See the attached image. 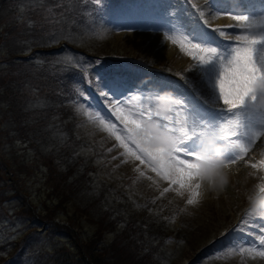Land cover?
Wrapping results in <instances>:
<instances>
[{"label":"rangeland","instance_id":"1","mask_svg":"<svg viewBox=\"0 0 264 264\" xmlns=\"http://www.w3.org/2000/svg\"><path fill=\"white\" fill-rule=\"evenodd\" d=\"M82 1L85 4L81 5V10L83 13L86 11L85 19L88 18L89 27L93 31L90 38L88 34H85L86 38L79 29L71 26V31L66 33L50 32L52 37L59 40L60 45L54 47V50L58 49L56 54L50 56L31 48L32 51L24 50L25 52L16 58L26 63L25 69L21 68L22 77H35L36 86L42 85L37 76L41 69L49 75L45 68L56 67L54 64L62 68L59 72H63V75L71 73V83L68 78L65 79L68 84L67 93H60L56 88L63 103L54 105L49 91L33 94L27 90V93H22L21 98H13L8 94L10 98L7 100L17 111L22 107L25 115H31L32 112L39 118L53 114L57 115L58 120L67 117L65 120L73 123L72 135L63 133L65 137L62 135L61 138L69 141L66 145L64 142L61 145L64 144L70 152V146H80L78 151L80 156H83L80 166L82 169H88L85 177L89 181L79 184L83 176L75 172L79 167L74 164L66 163L56 167L52 163H46L44 148L42 149L40 144H23L20 140H13L9 135L10 128L3 124V117L12 116L13 107L5 106L1 102L3 115L0 112V178L3 183H9L6 189L11 190L6 197L23 195V208L30 207L34 215L52 219L53 223L62 229L49 225L39 226V223L44 222L42 219L34 223L28 213H21L22 207H13L19 204L11 202L0 208V251L12 248L16 249L13 253L15 254L25 236L37 229L50 231L53 237H46L47 232H42L39 241L32 242L31 248L17 258L16 264H29L30 250L39 247L47 249L51 254L54 244L70 250L72 255L76 256L75 260L81 259L82 256L88 262V246L95 243L98 248H101V244L105 245V252H99L102 255L107 252L117 253L121 248L127 252L131 247L137 248L142 255L150 253L154 258L159 252H163L166 259L162 264H264V257L258 254L264 251V246L259 245L258 240V236L264 235L260 230L261 226H264V217L251 213L248 202V196L259 188L258 186L264 185V168L259 167V162L264 160V105L259 103V99L246 101L236 110L243 126L240 131L248 133L240 137L241 142L248 146L247 155L243 160L229 165V183L219 196L207 193L196 205H187L188 192L180 190L183 191V195H180L177 191L179 185L163 179L152 170L147 161L141 163V160L126 158L123 155L125 149L119 146L115 137L104 130L97 120L90 119L89 115L85 114L87 112L94 115L99 112L105 123L114 124L119 130L123 125L114 115L116 107L127 111L134 105L138 106L141 97H147L149 93L160 95L167 91L171 92L174 98H182L194 117L213 120L217 114L212 110L213 90L209 87L212 69H209L207 78L195 70L186 72L185 70L192 68L191 58L181 53L178 46L164 39V32L169 28L170 21L173 26L183 25L189 30L198 27L194 5L200 6L201 0H188L187 3L185 0ZM16 3L20 5V12L17 13L22 15L21 6L27 3L14 2ZM31 9L33 12L35 7ZM126 11L136 15L128 16ZM1 15L0 5V17ZM37 15V20L40 21L50 18ZM154 16L157 19L155 21ZM217 19L219 18L211 20L214 23ZM136 20L144 21L143 25L127 23ZM157 21L166 30L155 29L152 23ZM30 28L22 20L13 32L24 39L29 38L28 45L37 47V40L33 39L31 34L34 32L33 28ZM7 30L0 29V37ZM48 30L49 25L41 29L46 38H49ZM176 34L179 36V32ZM68 35L70 41L66 40ZM62 38L68 42H76L77 45L63 44L65 42ZM45 43L48 41L45 40ZM4 58L0 55V70L7 67L2 64ZM110 59L117 61L111 63ZM111 66H115V69H111ZM149 73L154 76L148 78ZM180 74L187 77V82ZM129 77H136L140 81L143 80V83L140 86L128 83ZM101 91L107 93L108 97H102ZM6 93L0 89V94L6 96ZM236 113L223 117L217 123L227 129V121L235 120ZM253 134H256V138L254 142H250L253 140ZM223 135H228V132L225 131ZM8 141L12 142L8 144ZM27 147L29 152L25 153ZM26 154H30L28 159H25ZM253 163L258 167L252 168L250 165ZM7 164L13 166L16 173L13 174ZM40 164L43 165L38 167ZM55 173L57 176L62 173L63 181L76 184L71 192L56 185L61 180L60 177H55ZM165 188L169 190L165 192ZM108 192H111L110 195L115 201L112 203L109 196L106 206L104 197ZM125 205H133L142 216L139 219L158 224L153 227L149 223L151 227H148L140 222V225L138 223L122 230V224H125H120L118 218L121 214L120 216L127 220ZM81 206L83 210L87 208L92 213L100 210L102 206L105 210L112 207L113 213L106 212L104 217L99 219L96 213L87 215L81 210L76 213V207ZM57 210L63 213L56 216ZM136 233L138 237L135 244L131 236ZM209 240L213 246L206 245L207 248L204 245ZM144 245L151 246L148 249L142 247ZM153 246L158 247V252L150 250ZM202 247H206L202 250L204 253H199Z\"/></svg>","mask_w":264,"mask_h":264},{"label":"snow or ice","instance_id":"2","mask_svg":"<svg viewBox=\"0 0 264 264\" xmlns=\"http://www.w3.org/2000/svg\"><path fill=\"white\" fill-rule=\"evenodd\" d=\"M219 3L220 0H205L203 6L194 5L199 18L203 19V24L197 28L189 30L183 25L173 26L170 21L169 28L164 32V39L178 46L181 53L191 58L192 68L185 70L186 72L195 70L207 78L209 69H212L209 87L213 90L212 110L217 114L213 120L194 117L182 98H174L168 110L161 114L157 107L160 95L151 93L147 97H141L139 105H134L127 111L116 107L114 115L123 125L119 130L114 124L105 123L99 112L94 115L85 113L115 137L119 146L125 149L123 155L126 158L141 160V163L147 161L152 170L163 179L179 185L177 191L180 195H183L180 190L187 191V205L198 204L202 197L200 184L196 182L200 160L205 155L201 149L202 141L211 138L216 144L222 145L224 160L228 166L243 160L249 149L247 144L241 142L240 137L248 133L240 131L243 126L236 110L246 101L260 100L264 96V91L258 89V85L264 83V12L257 19L255 14L234 12L231 8L225 12L217 6ZM235 7L244 9L247 5L244 0H237ZM221 14L229 16L235 23L211 26L210 20ZM255 28L259 31H251ZM180 75L187 82V77ZM100 94L108 97L103 91ZM233 113H236V119L227 121V129L217 123ZM145 121L157 124L166 132L171 138L170 146L152 149L145 147L140 135ZM225 131L228 135H223ZM255 138L256 134H253L250 142H254ZM250 166L258 167L255 163ZM259 167L264 168V160L259 162ZM258 187L264 190V185ZM168 190L164 189L165 192ZM260 230L264 233V226ZM258 240L259 245L264 246V235L258 236ZM258 254L264 257V251Z\"/></svg>","mask_w":264,"mask_h":264},{"label":"trees","instance_id":"3","mask_svg":"<svg viewBox=\"0 0 264 264\" xmlns=\"http://www.w3.org/2000/svg\"><path fill=\"white\" fill-rule=\"evenodd\" d=\"M17 0H0L1 5V11L2 15L0 17V29L5 28L8 29L2 36L0 37V55H3L4 60L2 62L3 65H6L7 67L0 70V89L5 90L7 93L4 96L3 94H0V103L3 102L5 106H12V116L3 117L4 122L3 124H6L7 128H10V137H13V140H20L19 142H22L23 144L31 143V144H38L41 145V148H44L43 155L46 157V163H52L56 167H61L68 164H74L79 169H77L75 172H78V175H82L83 179L80 181L79 184H83L86 181H89L86 175L84 174V169L80 166V160H76L73 157V152L68 151V148H65L66 143L69 141V139L61 138L63 133H67L72 135V122L66 121L67 117H65L64 120H58L57 115L51 114L49 116H40L39 118H36V116L32 113L31 115H25L24 110L22 107H19L20 109L17 111L16 107L9 103L7 98H10L9 95H12L11 97L15 98L20 97L22 93H27V90L33 94H37L38 92H45L49 91L52 94V102L54 105L62 104V99H60V95L57 93V90L60 93H65L67 89V82L65 81L66 76L65 73L63 75V72L60 73L59 71L62 69L59 66L56 67H46L45 69L48 71L49 75L46 74L43 69H41L37 76L40 78V81H42V85H37L35 82V77L30 79L28 77H22L21 72L22 69H25V62L17 60V56H19L24 50H30L31 48H38L40 49H47L48 47L54 46L56 43L59 42V40L55 37H52V32H63L66 33L68 28L73 25V17L79 18L80 15L77 14L78 11H76V8L71 6L69 4V1L67 0H43L40 2V4L35 5V10L32 12V9L30 7H25L23 11L21 12L22 15H18L17 11L20 12V9L14 4ZM12 4V5H11ZM27 6V5H25ZM32 8V7H31ZM40 14L45 17H50L47 21H40L37 20L38 15ZM24 20V23H27L29 28H33V33H31L34 37L33 39L37 40V47H31L28 45V39H24L23 36H17L14 34L13 30L16 29V25ZM49 25L50 30L48 37L46 38L43 35V31L41 29H44ZM31 29V28H30ZM10 31V32H8ZM51 32V33H50ZM68 36H66L67 38ZM45 38V39H44ZM64 39V38H62ZM45 40L48 41V43H45ZM72 43V42H71ZM22 68V69H21ZM51 74V76H50ZM59 75L61 77L57 78ZM56 86V87H55ZM49 88H51L49 90ZM57 88V90H56ZM3 96V97H2ZM2 97V98H1ZM6 99V100H5ZM35 103V102H34ZM57 108V107H53ZM1 110V109H0ZM14 111V112H13ZM31 111V110H30ZM67 111V109H66ZM3 115V111H0ZM63 112V107H62ZM71 113L70 111H68ZM11 126V127H10ZM65 131H64V129ZM65 137V135H63ZM18 137V138H14ZM12 141H8V144ZM64 142L63 145L61 143ZM34 146V145H33ZM70 146V145H69ZM71 150H76L78 148H75L74 146ZM34 150V147H32ZM29 152V147L25 149V153ZM27 157L25 159H28L30 154H26ZM24 155V157L26 156ZM74 161V162H72ZM76 161V163H75ZM47 165V164H45ZM8 169L12 170L13 174L16 173L13 166L10 164L6 165ZM55 177H60L61 182L56 183V185L60 186L62 189L64 187L65 190L71 192L73 188L75 187L74 182H67L63 181L62 178L64 175L62 173H55ZM54 177V178H55ZM91 182V181H90ZM3 183V182H1ZM92 184V182H91ZM8 183L4 182L3 184H0V208L5 207L6 204H9L14 201H21L24 202L23 195L15 194L13 197L8 198L6 195L11 192V190H8L6 188ZM10 189V188H9ZM109 193V192H108ZM105 193L104 197V204L107 206L109 200L112 198V203L115 201V199L110 195V193ZM108 194V195H107ZM110 196V199H109ZM109 199V200H108ZM96 200V199H95ZM20 203V202H19ZM75 212H79L80 210L84 213L91 214H98L99 219H102L104 217V214H110L111 208L105 210V207H100V210H97L96 212L92 213L87 208L85 210L81 207H76ZM124 208L126 209L125 218L127 220H124V217L119 215L118 222L122 224V222L125 224L123 226L122 224V230L125 227L129 226H135L140 222L141 224L149 226V223L154 225L158 224L154 221L146 220V219H139L142 217L137 211L134 209L133 205H125ZM102 211H105L104 213ZM74 212V213H75ZM112 212V211H111ZM63 211L57 210L56 216L58 214H62ZM113 213V212H112ZM107 216V215H106ZM42 219L47 220V218L42 217ZM77 218L75 216L74 221H76ZM143 220V221H139ZM125 221V222H124ZM74 223V222H72ZM119 224V225H120ZM143 231V230H142ZM155 234V233H154ZM39 234L36 233H30L29 236L24 238L22 245H21V253L22 251L26 252V249L31 248L32 242H35L38 238ZM138 237V234L135 235L132 234L131 238L134 239V242L136 244L135 239ZM154 243V242H153ZM152 243V245H153ZM55 246H58L57 248ZM151 245H144L142 247L150 248ZM82 247V246H81ZM104 247V248H102ZM88 260L89 264H162V261L166 259V254L163 252H159V254L154 258L151 257L152 254L148 253V255H142L139 253V250L137 248L131 247L127 250V252L119 250L117 253H105L102 255V253H99L100 251L105 252V245L103 246L101 244V248H98L97 244H93V246H88ZM150 250H154L155 252H158V247H154ZM51 254L49 251L45 250V248H37L35 250H30L31 254V262L29 264H88V262L85 260L84 257L81 256V259L75 260L76 256L72 255L73 253L70 250H66L63 246H59L58 244L54 245L51 250ZM148 251V250H147ZM7 255H12V249L6 250ZM20 253V254H21ZM20 254L17 255V258H20ZM53 254V255H52ZM146 254V253H145ZM142 256V258H140ZM1 259V258H0ZM16 259V258H14ZM12 259L11 264H16V261ZM2 260V259H1Z\"/></svg>","mask_w":264,"mask_h":264},{"label":"clouds","instance_id":"4","mask_svg":"<svg viewBox=\"0 0 264 264\" xmlns=\"http://www.w3.org/2000/svg\"><path fill=\"white\" fill-rule=\"evenodd\" d=\"M258 89L264 91V83L259 84ZM173 102L174 97L171 92L161 93L157 102L160 113L164 114ZM259 103L264 105V96H261ZM140 135L145 147L150 149L171 144L168 134L150 121L144 122ZM201 149L205 155L200 160L196 182L200 184L202 196L207 193L219 196L229 183V166L224 160L223 146L216 144L211 138H206L201 143ZM248 202L251 213L264 216V190L257 188L248 196Z\"/></svg>","mask_w":264,"mask_h":264},{"label":"bare ground","instance_id":"5","mask_svg":"<svg viewBox=\"0 0 264 264\" xmlns=\"http://www.w3.org/2000/svg\"><path fill=\"white\" fill-rule=\"evenodd\" d=\"M256 1H258L257 2V4H256V6H258L259 4H260V2H263V0H244V3L247 5V7H251L252 5H254L255 3H256ZM220 2L222 3V5H217L218 7H220L222 10H224L225 12L228 10V9H225V7H223L224 5V3L226 2V0H220ZM205 3V0H201L200 1V6H203V4ZM237 3V2H236ZM249 5V6H248ZM236 8V9H234V11L236 12V11H238V12H241V13H243V14H249V15H253V13L254 12H252V9L249 11L248 10V8ZM244 11H247V12H244ZM195 16H197L196 17V19H195V22L197 21L198 22V19H200L199 18V14H198V12H196V15ZM220 17V19H218L216 22H212L211 20V24H213L214 26H216V25H224V24H228V22L230 23H234L233 21H231V19H230V17L229 16H227V15H221V16H219ZM222 22V23H221ZM186 28V27H185ZM258 28H255V29H252V31H254V32H258L259 31V29L257 30ZM147 76H154V75H152V74H147ZM130 79H134V78H130ZM135 80H137V81H140L139 79H137V78H135Z\"/></svg>","mask_w":264,"mask_h":264}]
</instances>
